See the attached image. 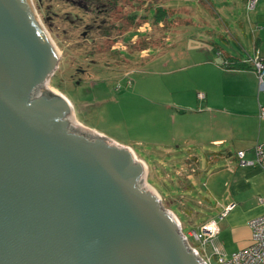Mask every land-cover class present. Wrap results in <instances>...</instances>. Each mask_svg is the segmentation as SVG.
<instances>
[{
	"label": "water",
	"instance_id": "95a60500",
	"mask_svg": "<svg viewBox=\"0 0 264 264\" xmlns=\"http://www.w3.org/2000/svg\"><path fill=\"white\" fill-rule=\"evenodd\" d=\"M36 12L0 0V264H202L130 149L70 133L61 98L32 101L59 60Z\"/></svg>",
	"mask_w": 264,
	"mask_h": 264
},
{
	"label": "rangeland",
	"instance_id": "374dc122",
	"mask_svg": "<svg viewBox=\"0 0 264 264\" xmlns=\"http://www.w3.org/2000/svg\"><path fill=\"white\" fill-rule=\"evenodd\" d=\"M32 1L59 52L55 70L32 90V101L61 98L69 107L70 133L89 140L98 139L94 134L98 133L130 144L140 158L136 157V165L141 166L142 159L147 171L143 168L136 187L153 196L170 217L179 219L192 248L202 251L191 233L200 232L209 221H217L222 229L218 238L226 245L228 259L232 253L224 233L226 217L220 218L224 211V180L214 170L221 161L209 163V155L219 149L185 144L189 135L199 136V132H192L186 125L181 128L182 119L192 120L193 115L183 107L187 103L182 95L205 80L200 68L194 66L192 40L200 29L195 25L199 22L196 12L215 0H121L104 24L101 19L95 22V15L64 1H53L58 15L50 19L46 13L48 2ZM159 6L169 10L166 28L155 21ZM243 9L246 17L249 10L245 6ZM137 11L147 17V22L139 17L136 24H131L127 17ZM67 13L73 19L79 15L81 20L71 22ZM109 24L122 27L106 35L104 25ZM109 46L120 48V64L109 60ZM48 82L56 91L48 88ZM201 139L207 140V136L202 134ZM190 148L198 160L192 172L186 161ZM206 252L211 264H222L211 244Z\"/></svg>",
	"mask_w": 264,
	"mask_h": 264
},
{
	"label": "crops",
	"instance_id": "0c3cea01",
	"mask_svg": "<svg viewBox=\"0 0 264 264\" xmlns=\"http://www.w3.org/2000/svg\"><path fill=\"white\" fill-rule=\"evenodd\" d=\"M244 6L249 10L248 0H215L196 12L199 22L195 25L200 29L192 40L194 66L200 68L205 80L200 79L203 83L182 95L187 103L183 107L193 115L192 120L182 119L181 128L186 125L192 132H199V136L189 135L185 144L213 145L219 149L209 155V163L221 161L214 165V170L224 180L223 210L236 205L226 216L224 231L232 254L251 244L249 223L264 215V169L258 165L241 166L238 158V152L244 151L246 160H255L256 147H264V119L260 116L264 108V82L251 62L257 50L264 59V0H258L246 17L242 13ZM166 24L160 23L162 28ZM200 93L205 95L203 100L198 97ZM202 134L207 140L201 139ZM109 141L130 149L137 157L130 144ZM188 152L186 161L192 172L190 169L198 160L191 148ZM219 229L221 234L220 226ZM216 242L225 250L226 245L219 238Z\"/></svg>",
	"mask_w": 264,
	"mask_h": 264
},
{
	"label": "built area",
	"instance_id": "2783aa9c",
	"mask_svg": "<svg viewBox=\"0 0 264 264\" xmlns=\"http://www.w3.org/2000/svg\"><path fill=\"white\" fill-rule=\"evenodd\" d=\"M258 0H248V9L254 10ZM255 70L259 74L261 82H264V59L261 57L260 52L257 50L251 60ZM198 97L203 100L205 95L200 93ZM260 116L264 119V108L261 109ZM256 159L249 161L245 159V152H238V158L241 166H260L264 169V147L258 145L256 147ZM235 204H231L224 209L220 218H225L228 213L235 208ZM251 229V244L244 249L233 253L228 259L222 247L217 244L216 240L219 234V225L217 221L212 220L201 227V231H193L191 236L200 243L202 251L196 247L188 245V236L183 232L180 226L181 236L183 241L187 243L189 248L199 258L202 264H211L210 258L207 257L206 246L211 244L214 248L215 255L219 256V261L222 264H264V215L254 218L249 223ZM204 256H202V254Z\"/></svg>",
	"mask_w": 264,
	"mask_h": 264
},
{
	"label": "trees",
	"instance_id": "16d2710c",
	"mask_svg": "<svg viewBox=\"0 0 264 264\" xmlns=\"http://www.w3.org/2000/svg\"><path fill=\"white\" fill-rule=\"evenodd\" d=\"M38 1H39V3H42L44 1L48 2L46 13L50 17V19H52L53 16L58 15L57 12L54 10L53 1H64L67 4H71L74 7L76 6L77 9H81V10L85 11L86 13L95 15L96 17H95L94 21L96 22L97 19H101L103 24L107 23L106 17L114 9H116L121 2V0H38ZM70 14L71 13H67V17L70 19L71 22H75L76 20L77 21L81 20L79 15H75L76 17H74V19H73L71 17L72 15H70ZM168 16H169V10L168 9H166L162 6H159L156 8L155 21L157 24H160L161 22L166 21ZM139 17H143L147 22V17L146 16H140L138 11L129 15L127 18L129 19L131 24H136L137 19ZM93 26H95V25L93 24ZM121 27H122L121 25H116V24L110 25L109 24V25H104L105 29H103V30L105 31L106 35H109L112 30L115 31V29H119ZM93 28L94 27H90L89 30L93 29ZM236 66H238V65H236Z\"/></svg>",
	"mask_w": 264,
	"mask_h": 264
},
{
	"label": "flooded vegetation",
	"instance_id": "af4514ba",
	"mask_svg": "<svg viewBox=\"0 0 264 264\" xmlns=\"http://www.w3.org/2000/svg\"><path fill=\"white\" fill-rule=\"evenodd\" d=\"M141 30L142 28H137L135 30ZM125 49V48H124ZM109 60H112L113 62H116L118 64L121 63V58H120V48L118 47H112V46H109L108 47V54H107Z\"/></svg>",
	"mask_w": 264,
	"mask_h": 264
},
{
	"label": "bare ground",
	"instance_id": "6f19581e",
	"mask_svg": "<svg viewBox=\"0 0 264 264\" xmlns=\"http://www.w3.org/2000/svg\"><path fill=\"white\" fill-rule=\"evenodd\" d=\"M56 51H57V54H58V57H59V52H58V49H56ZM56 66H57V64L55 65V68H56ZM55 68L53 69V71L55 70ZM52 71V72H53ZM51 72V73H52ZM45 80V79H44ZM47 86H48V88L49 89H52V90H54L52 87H51V85H50V83L48 82L47 83ZM54 91H56V90H54ZM62 98H64V100H66V102L69 104V106H71V108H72V105L70 104V102H68V100L64 97V96H62ZM131 157H132V159L133 160H136V157H135V155H134V153L131 151ZM141 166H142V168H144V170L146 171V165H145V163L143 162V161H141ZM147 172V171H146ZM145 172V173H146ZM150 189H152V188H150ZM152 192L154 193V194H156L157 195V193L154 191V190H152ZM172 217V219H174V221H176V223H177V225H179V222H178V220H177V218L174 216V215H171Z\"/></svg>",
	"mask_w": 264,
	"mask_h": 264
}]
</instances>
